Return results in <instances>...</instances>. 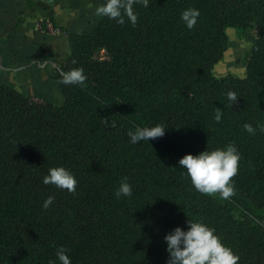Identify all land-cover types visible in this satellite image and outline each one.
Segmentation results:
<instances>
[{
  "label": "trees",
  "instance_id": "trees-1",
  "mask_svg": "<svg viewBox=\"0 0 264 264\" xmlns=\"http://www.w3.org/2000/svg\"><path fill=\"white\" fill-rule=\"evenodd\" d=\"M188 8L200 11L192 29L181 20ZM134 11L135 26L101 17L68 32L63 69H83L86 80L60 84L55 69L62 107L0 83V264H59L60 247L71 264H166L164 235L189 219L214 228L238 264H264V0H149ZM228 27L257 29L246 78L212 73ZM102 47L110 60H94ZM156 124L168 127L163 137L130 143L129 132ZM229 144L241 156L235 195L196 191L179 159ZM58 166L75 176L74 192L42 183ZM124 179L133 194L117 198ZM118 205L131 226H121Z\"/></svg>",
  "mask_w": 264,
  "mask_h": 264
},
{
  "label": "clouds",
  "instance_id": "clouds-1",
  "mask_svg": "<svg viewBox=\"0 0 264 264\" xmlns=\"http://www.w3.org/2000/svg\"><path fill=\"white\" fill-rule=\"evenodd\" d=\"M149 0H105V3L95 9L98 17H107L115 20L118 24L125 23V17L133 26L137 23V14L134 5L148 7ZM200 16L199 9L188 8L181 13V20L188 29L196 26ZM86 80L83 69L77 68L63 74L58 81L64 85H83ZM229 102H235L237 96L234 92L227 93ZM222 111L217 109L215 120L219 123L222 119ZM264 132V126H257ZM168 127L163 124H156L151 127L136 128L129 132L130 143L137 144L140 141H150L161 138L165 135ZM244 130L250 134H256V128L251 124H245ZM240 153L235 144H229L223 148L204 150L198 154L187 153L182 156L178 165L186 170L194 189L208 196L219 194L222 199H229L235 195V186L232 178L238 174ZM45 185H54L58 189L69 192L76 190L77 180L75 176L65 167H52L42 178ZM117 198L131 197L132 186L127 179L121 181L115 191ZM52 197L44 202L47 208L52 203ZM163 240L166 244L168 259L166 264H238L239 256L226 246L215 229L203 222L186 221V227L175 226L167 232ZM56 260L59 264H71V258L63 247L57 249ZM51 264H56L55 261Z\"/></svg>",
  "mask_w": 264,
  "mask_h": 264
},
{
  "label": "crops",
  "instance_id": "crops-1",
  "mask_svg": "<svg viewBox=\"0 0 264 264\" xmlns=\"http://www.w3.org/2000/svg\"><path fill=\"white\" fill-rule=\"evenodd\" d=\"M0 3L5 6V9H0L3 70L12 69L13 73H19L20 79L28 78L26 74L31 75V70H34L33 75H38V78H33V84L39 83V79L57 84L55 68L72 51L68 32L88 28L99 18L95 9L105 0H2ZM42 21L57 27L60 32L46 29ZM9 63L14 67L5 66ZM23 74L25 76L22 77ZM30 80H24L23 84Z\"/></svg>",
  "mask_w": 264,
  "mask_h": 264
},
{
  "label": "rangeland",
  "instance_id": "rangeland-1",
  "mask_svg": "<svg viewBox=\"0 0 264 264\" xmlns=\"http://www.w3.org/2000/svg\"><path fill=\"white\" fill-rule=\"evenodd\" d=\"M1 1L2 0H0V2ZM13 4L15 5L16 3ZM0 5L3 6V8L1 6L0 9H5L4 3L3 4L0 3ZM100 18L101 17H99L98 19ZM86 30H88V28H86L85 31ZM76 32L78 33L83 32V29ZM227 33L229 36L230 43L227 49L225 50L224 55L220 58V60L212 64L211 66L212 73L218 79H225L231 75L239 78H246L247 77L246 56L251 51V49L255 48L256 46L257 29L253 27L246 30H241L236 27H228ZM71 54L72 51L70 55L66 56L62 60L60 59L61 61L58 63L56 67L57 69L62 71V74L65 73L63 68L68 67L69 65L68 59L71 56ZM93 58L94 60H98V61L110 60L111 54L105 48L102 47L96 50V52L93 55ZM5 66L12 67L13 65L9 63V65L5 64ZM53 68L50 69L53 70ZM37 69L39 68L36 67V70ZM4 71L5 70H3V68H1L0 66V83H2V85L15 89L19 92H22L26 97L30 98V100L34 101L38 105H52L58 107H62L64 105L65 97L61 91L59 84H51L50 82L48 83L43 82L40 81L41 79L37 81L39 83L33 84L34 81L33 78L35 77L36 79L38 78V75L35 76L33 75L34 70H31L32 72V73L30 72L31 75H29V73L26 74V77H28L26 79L22 78L23 76H25V74H23L21 77L22 79H20L19 73L17 74L13 73L14 71L12 69L7 70V72ZM35 72L38 73V71ZM24 80H30V81H28L27 84H23ZM108 207L110 209H114L116 207V201L113 198L108 202ZM116 212H118V217L121 219V226L123 228L127 226H131V222L133 220L132 217H130L126 213V211L122 209L120 205L117 206ZM261 222L264 227V218ZM138 264H145V263L141 259V261L139 260Z\"/></svg>",
  "mask_w": 264,
  "mask_h": 264
},
{
  "label": "built area",
  "instance_id": "built-area-1",
  "mask_svg": "<svg viewBox=\"0 0 264 264\" xmlns=\"http://www.w3.org/2000/svg\"><path fill=\"white\" fill-rule=\"evenodd\" d=\"M45 28L46 29H51V31L53 33H59L60 32V30L57 27L52 26V24H50L48 22L46 23V27Z\"/></svg>",
  "mask_w": 264,
  "mask_h": 264
},
{
  "label": "water",
  "instance_id": "water-1",
  "mask_svg": "<svg viewBox=\"0 0 264 264\" xmlns=\"http://www.w3.org/2000/svg\"><path fill=\"white\" fill-rule=\"evenodd\" d=\"M2 62H3V58L0 56V66H1V68H4Z\"/></svg>",
  "mask_w": 264,
  "mask_h": 264
}]
</instances>
